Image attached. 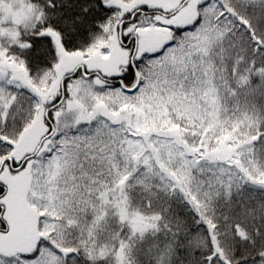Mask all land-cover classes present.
I'll use <instances>...</instances> for the list:
<instances>
[{
  "label": "snow or ice",
  "instance_id": "snow-or-ice-1",
  "mask_svg": "<svg viewBox=\"0 0 264 264\" xmlns=\"http://www.w3.org/2000/svg\"><path fill=\"white\" fill-rule=\"evenodd\" d=\"M0 264H264V0H0Z\"/></svg>",
  "mask_w": 264,
  "mask_h": 264
}]
</instances>
